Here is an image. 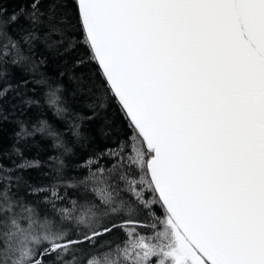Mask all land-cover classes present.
<instances>
[{
  "label": "snow or ice",
  "instance_id": "6c2138e0",
  "mask_svg": "<svg viewBox=\"0 0 264 264\" xmlns=\"http://www.w3.org/2000/svg\"><path fill=\"white\" fill-rule=\"evenodd\" d=\"M0 264H264V0H0Z\"/></svg>",
  "mask_w": 264,
  "mask_h": 264
},
{
  "label": "trees",
  "instance_id": "16d2710c",
  "mask_svg": "<svg viewBox=\"0 0 264 264\" xmlns=\"http://www.w3.org/2000/svg\"><path fill=\"white\" fill-rule=\"evenodd\" d=\"M4 6L8 9L9 12H11L13 9L18 8L20 5L18 3L9 2ZM45 57L46 63L41 66V72L44 73L48 78H50L49 83H51L53 87L59 86L60 88H62V94L65 97L70 96L72 90L74 89V87H76L74 82L69 79L70 74L73 72L72 62L76 58L75 53L68 52L62 55H57L55 52H48L45 53ZM64 61H66V63ZM61 71H63L65 75L59 77V79H56ZM75 71L79 70L77 69ZM36 88L37 92L35 94L41 99V102H43L42 93L46 92L48 89L45 85H37ZM31 94L32 93H29V95ZM36 112L37 109L35 108L29 109V114L33 117L35 116ZM44 115L49 123L53 125L58 124V118L53 116L51 110L45 108ZM116 121L118 125L121 123L118 115L116 116ZM99 123L100 121L94 122L92 125L86 128L85 131H91V133L95 136L96 143L103 147L104 141L101 140L99 134L96 132V127ZM18 130L19 129L15 124L5 123L3 125L2 139L5 147H7L12 142L13 138L11 134L14 131ZM50 143V139L44 138L41 136V134L38 133L35 135V137L28 138L26 144L22 143L20 145L23 149V155L25 158L29 160L38 159L42 165L40 168H34L24 173L25 177L29 179L30 183H48V178L42 176L41 174L48 171V167L45 164V162L48 160V157L57 154L55 149L49 147Z\"/></svg>",
  "mask_w": 264,
  "mask_h": 264
}]
</instances>
